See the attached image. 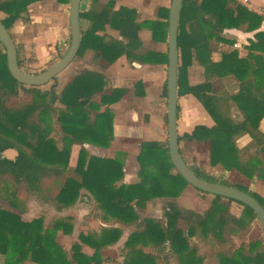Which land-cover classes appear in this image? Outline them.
<instances>
[{"label":"trees","instance_id":"16d2710c","mask_svg":"<svg viewBox=\"0 0 264 264\" xmlns=\"http://www.w3.org/2000/svg\"><path fill=\"white\" fill-rule=\"evenodd\" d=\"M42 1L45 0L0 2V19L11 36L15 24L26 20L24 15L28 14L29 7ZM57 1L70 4L71 0ZM167 13L166 22L159 19L140 22L136 9L117 8L115 0L102 10L81 9L80 20L88 25L81 31L78 55L90 50L94 52L96 63L104 61L113 65L125 58L130 63L165 64L168 68V53L146 50L140 37L142 30L150 29L154 41L167 42L170 12ZM263 23V16L234 0H184L180 13L179 98L194 96L214 124L197 126L192 133L179 137V145L183 140L209 141L212 165H221L227 171L232 169L236 154L234 135L243 131L254 143L264 142L260 130L264 119V32L260 31ZM230 30L255 33L254 40L245 47V57H240L238 50H224L225 45L235 44L226 35ZM18 62L23 72L35 74L25 70L19 55ZM194 65L203 69L205 80L189 86L188 69ZM216 81L223 84L219 92L215 91ZM107 85L105 75L97 71L76 75L60 93L56 89L41 92L40 87L22 85L9 71L6 49L0 40V256H4L5 264H101L99 250L119 241L120 227L101 228L100 236L107 241L100 242L95 232L80 234V242L68 251L58 242V235L73 234V217L62 216L51 223H47L44 216L28 221L2 205L7 197L16 204L38 197L44 204L63 212L78 202L82 191H87L95 201L94 216L103 223L124 227L138 225L139 230L128 237L122 250L124 264H155L158 256L137 246L146 240L160 251L169 244L177 264H204L190 245L194 236L213 239L218 248V264H264L263 241L250 243L248 249L245 245L236 248L234 239L247 236L254 221L260 224L254 211L240 202L212 195L211 206L203 214L169 203L167 221L141 220L137 210L143 202L150 197L177 198L179 194L174 193V189L180 187V193L189 184L178 172L170 174V169L175 167L168 150L163 155V149L156 143L142 145L141 182L134 185L124 184V164L118 158L89 154L85 145L109 148L114 142L116 112L112 106L122 100L126 91L113 89L106 93ZM165 87L168 95L167 81ZM22 92L31 94L34 99L13 105ZM230 103L242 113L241 121L232 122L223 115V108ZM76 145L80 146V151L77 164L72 167L70 159ZM9 149L19 152L16 161L4 157ZM148 154L154 156L152 165L155 163L157 174L150 173L148 160L143 161ZM189 168L199 178L237 188L264 206L256 193L242 185L215 178L197 166ZM167 182L173 184V191L163 194L162 187ZM232 203L244 208L242 216L231 212ZM260 227L264 236L261 224ZM83 246L93 247L94 256L84 255Z\"/></svg>","mask_w":264,"mask_h":264},{"label":"crops","instance_id":"0c3cea01","mask_svg":"<svg viewBox=\"0 0 264 264\" xmlns=\"http://www.w3.org/2000/svg\"><path fill=\"white\" fill-rule=\"evenodd\" d=\"M2 1L5 0H0V2ZM132 3L134 5L128 6L122 5V3L118 1L117 8L120 6H126L136 9L140 15V22L157 19L161 20L162 22H166L168 14L167 11L170 12L172 0H160L156 6L147 0H133ZM248 5L250 6L251 10H253V12L256 14L258 13V15H261L264 18V0H248ZM69 8L70 4H61L57 0H45L31 5L29 7L28 14L24 15L26 20H20L11 30L18 39L17 43L15 42L16 46L18 47V45L21 46V44H25L27 47H34L36 51H38V49L55 48L57 45L64 49L66 46H69L68 48H70L71 28ZM39 9L43 11L44 16L47 17L49 16L50 11H52V13L58 12L59 14L61 11H65L64 16L63 13H61L60 19L63 20L62 23L59 26L54 27L49 21L45 22V20L40 18L38 15ZM147 15H153L154 18L145 19V16ZM83 22L84 21L81 20V29L84 28V25H88L86 21L83 25ZM45 24L47 25L45 28H43L42 26ZM148 30L150 42L153 41V44L154 42L157 43V45L154 44L157 46V49L152 47L150 48L148 45H146L144 38L140 36L144 48L146 50L149 48L151 51L167 54L168 39L167 42L154 41L151 30ZM260 31L264 32V23ZM27 33H31L30 37L27 36ZM110 33L114 36H117V34L114 32ZM226 35L231 38L235 44L234 46L225 45L223 47L224 50H238L240 57H245L247 55L245 47L249 45L251 40H254L255 33H243L238 30H230L226 31ZM91 52L94 54L93 51ZM125 60L126 61L119 62L118 65H107V63L104 61L96 63L94 61L93 55V62L98 66L99 70L92 71H97L105 75L108 83L106 93H110L113 89H124L126 93L120 102L112 106L116 112L114 124V142L109 148H101L89 144L85 145V148L88 150L90 155L95 157L105 159L118 158L124 164V184L134 185L137 182H141L139 176L141 169L139 156L142 154L143 144L156 143L161 147V149H163V155L166 154L167 150L169 154L167 113L168 95L166 93L165 87V83L168 80V68L165 64L130 63L127 59ZM197 68L201 67L194 65L188 69L187 78L189 86L199 85L205 80L202 79L201 72ZM215 88V91L219 92L223 88V84L220 81H216ZM178 106L177 126L179 137L192 133L197 126L203 125L211 127L214 124L212 118L208 115L207 111L194 96L185 95L180 97L178 100ZM223 115L231 119L232 122H239L243 117L242 113L231 103L229 106L223 108ZM260 130L264 134V119L261 122ZM232 141L235 144L236 154L232 161V169L227 172H229V175H231L233 179H230L228 175L221 173L220 169H223L224 167L221 165H212L211 146L209 141L188 142L187 140H183L179 146L182 157L188 166H197L215 178L227 180L232 184L242 185L249 191L256 193L264 201V142L254 143V140L243 131H240L234 135ZM73 150L74 152L75 150L78 151L77 154H73L72 162L70 163L72 167H75L78 161L80 146H74ZM153 159L154 156L152 154H148L145 156L143 161L148 160L147 163L150 167V173L157 174L158 171L156 169L155 163L152 165V162H154ZM176 173L177 171L175 168L170 169L171 175H175ZM164 182H166V180ZM172 185L173 184L171 182H167L164 187H162V190L164 189L162 193L167 194V191H173L171 190ZM179 190L180 187L174 189V193L180 194ZM198 192L202 194L200 191ZM178 196V198L150 197L148 201L141 204L140 209L142 211L140 214H142L145 219L153 218L167 221L166 213L169 210V203H176L181 208L193 210L200 214H203L210 208L209 207L206 211L200 212L191 207L192 202L190 205H186L187 203L183 202L185 198L189 200L194 198L193 190L189 186H185L184 190ZM212 201L213 199L211 200V203ZM233 205L237 206V204L232 203L230 205L231 212L237 217H240L232 211ZM87 209L88 207H86V204L80 202L70 210H73V212L76 211L77 214L82 213V217L79 219L85 220L84 222L82 220L81 222L78 221L76 223L77 225L74 229V236H79L81 233H87L90 231H96L98 232V235H101L100 230L103 227H120L121 230H125L118 224L107 225L103 223L101 220L91 216V214L87 212ZM68 211L69 210L58 212L55 210L57 214H62ZM70 216L75 218V216L72 214H70ZM78 225L79 228H81L80 232L78 231ZM61 235L65 238H69V236L60 233L58 235V242L61 238ZM97 237L99 238L100 242L102 240H106L103 239V236ZM128 237L121 236V241L119 240L114 245H107L99 250L98 258L102 260L101 264H124L125 262L123 260L118 261L109 259V256H111L109 253H117L119 257H122L121 259H124L121 251L125 248V243L127 242ZM261 237L262 238L259 240L264 242V236ZM257 240L258 239H251L249 234L245 237L234 239L236 248L238 249L244 245L245 248L248 249V245L250 243H254ZM190 245L192 248L197 250V255H199L202 260H204V264L219 263L218 248L210 236L191 237ZM137 246L146 253L149 251H155L158 256L162 252H165L163 255L167 256L166 258L168 261L166 262L168 263L165 262L164 264H175L173 261L174 255L171 253V247L169 244H167L166 248L163 249L164 251L155 249L154 245L149 240L141 241L139 244H137ZM95 253V249L91 246H86L83 250V254L88 257H93Z\"/></svg>","mask_w":264,"mask_h":264},{"label":"rangeland","instance_id":"374dc122","mask_svg":"<svg viewBox=\"0 0 264 264\" xmlns=\"http://www.w3.org/2000/svg\"><path fill=\"white\" fill-rule=\"evenodd\" d=\"M111 0H82L81 3V9L84 10H88V9H92V8H96L98 10H102L107 3H109ZM115 1H119L122 3V5H134L132 2L133 0H115ZM150 1L152 4H154V6L158 5V3L160 2V0H147ZM64 12L65 11H61V13H63L64 16ZM150 12V11H149ZM148 12V13H149ZM61 13L59 14L58 12H54L52 13V11H50L49 16H44V12L41 11L39 9L38 11V15L40 16V18H43L45 20V22L49 21L54 27L59 26L62 23V19L61 18ZM157 14V12H156ZM154 18L153 15H147L145 16V19H151ZM84 21V20H83ZM85 22V21H84ZM83 22V25L85 24ZM47 24L43 25L42 27L45 28ZM84 28H86L87 26H83ZM83 28V29H84ZM148 29H144L142 34L140 36H142L144 38V41L146 42V45H148L150 48H156L157 49V43L154 42V44L152 42H150L149 36H148ZM13 39L15 40V42L17 43V38L14 34L13 31H11ZM31 33H27V36L30 37ZM71 43V42H70ZM69 46H66L65 49L60 47L59 45L55 46V48H45V49H38V51H36V49L33 47H27L25 44H21L18 45L17 47V51H18V55L19 57L22 59L24 66H25V70L30 71L32 73H37L40 74L48 69H50L51 67H53L55 64H57L68 52ZM147 50H149V48H147ZM93 53L89 50L86 51L83 55H78L74 61L62 72L60 73L57 77H55L53 80L50 81L49 84H47L46 86L40 87L38 88L41 92H48L51 91L53 89H56V92H62L63 89H65V87L68 85V83L70 82V80L75 77L76 75H79L81 73L87 72V71H92V70H99L98 66L93 62ZM121 61H126L125 58H121L119 61H117L115 64L118 65L119 62ZM202 75V79H205V75L204 72L202 70V68H197ZM34 98L31 94L22 92L20 97L15 100L12 104L13 105H21V104H25L27 102L32 101ZM78 150V149H77ZM77 150H72V155H71V159H70V163L72 162V156L73 154H77ZM222 174H226L228 175V177L230 179H233L231 177V175H229V172H227V170L225 168L220 169ZM141 179V178H140ZM138 183V182H137ZM189 187L192 188L193 190V197L192 199H187L185 198L183 200L184 203H187L186 205H190L191 202V207H193L195 210L197 211H206L211 204V200L213 199V196L211 194H200L197 189H195L194 187L187 185ZM185 188V187H184ZM184 190V189H183ZM182 190V191H183ZM181 191V192H182ZM87 194H86V193ZM82 191L80 199L78 200V204L80 202L86 204V207H88L87 212H89L91 214V216H94V213L96 212L95 207H96V203L95 201L92 199V197L90 196V194L87 191ZM180 192V194H181ZM179 194V195H180ZM179 197V196H178ZM177 197V198H178ZM10 197H7L5 199V201L3 202V207L6 209H10L13 212L19 214L20 216H22L23 219L25 220H32L34 218L40 217V216H44L46 218L47 223H51L53 220L60 218L62 216H70V214H72L73 216H75V218L78 219L76 220L75 218V225L74 227H76V223L79 221L81 222L83 220V222L85 221L84 219H79L82 217V213L77 214L76 211L73 212L70 211L72 208L75 207L72 206L71 208L67 209L69 210L68 212H64L62 214H57L54 210L53 207L44 204L41 200L38 199V197H32L30 199H25L26 201H23V199L19 200L22 203H18L17 202L14 203L13 199H9ZM161 198H171V197H167V196H163ZM182 202V205H183ZM16 204V205H15ZM78 208V207H77ZM141 209L139 208L137 210L141 220L145 219L144 216H142L141 213ZM232 211L234 213H236L239 216L243 215L244 212V208L242 206L239 205H233L232 206ZM79 228V225H78ZM121 228L125 229V230H121L122 234L121 236H130L133 232H135V230H139L138 229V225L136 226H132V227H124L122 226ZM127 228V229H126ZM81 228L78 229V231L80 232ZM91 232H95L98 235V232L96 231H90L87 233H81V234H88ZM125 232V235H124ZM95 236L98 240L99 238ZM249 236L251 239H260L262 238L261 236H263L262 233V229L260 227V224L257 221H254L252 223L251 226V230L249 233ZM61 238L59 239V243L66 249V250H71L72 246L76 243H79V236H74V232L71 236H69V238H65L64 236H60ZM120 240V239H119ZM122 240V239H121ZM120 240V241H121ZM240 240V239H239ZM118 242V241H117ZM86 246H83V250L85 249ZM89 247V246H88ZM166 248V246H165ZM122 252V251H121ZM148 253L150 254H155L158 256V254L155 251H149ZM111 256H109V259H114V260H123L125 262V258L121 259L122 257H119L117 253H109ZM165 254V252H162L158 258L154 261L155 264H164L166 261H168V259L166 258L167 256L163 255ZM163 255V256H162ZM124 257V256H123ZM108 258V256H107ZM174 258V263L177 264V259L175 257ZM168 263V262H166ZM0 264H5V258L4 256H0ZM24 264H32L29 262H26Z\"/></svg>","mask_w":264,"mask_h":264},{"label":"water","instance_id":"95a60500","mask_svg":"<svg viewBox=\"0 0 264 264\" xmlns=\"http://www.w3.org/2000/svg\"><path fill=\"white\" fill-rule=\"evenodd\" d=\"M184 0H172L169 13V36H168V132L169 154L176 171L185 181L195 189L214 196H221L240 202L254 211L261 226L264 229V206L252 195L237 188L223 184L210 183L199 178L187 165L179 146L178 135V100H179V19ZM81 3L82 0H71L69 19L71 28V44L66 55L53 67L40 73L28 74L19 67L18 51L14 39L0 19V40L6 49L8 68L12 77L20 84L28 87H43L62 73L78 56L81 47ZM19 152L9 149L4 152L8 160L16 161Z\"/></svg>","mask_w":264,"mask_h":264},{"label":"built area","instance_id":"2783aa9c","mask_svg":"<svg viewBox=\"0 0 264 264\" xmlns=\"http://www.w3.org/2000/svg\"><path fill=\"white\" fill-rule=\"evenodd\" d=\"M234 1L237 2V3H239V4H241L242 6H244L245 8H247L249 11L253 12V10H251L250 6L248 5V0H234ZM108 264H111V263H108Z\"/></svg>","mask_w":264,"mask_h":264}]
</instances>
